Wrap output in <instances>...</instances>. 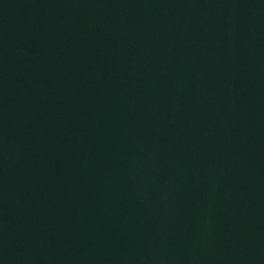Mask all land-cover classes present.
I'll use <instances>...</instances> for the list:
<instances>
[{
  "label": "water",
  "instance_id": "water-1",
  "mask_svg": "<svg viewBox=\"0 0 264 264\" xmlns=\"http://www.w3.org/2000/svg\"><path fill=\"white\" fill-rule=\"evenodd\" d=\"M0 264H264V0H0Z\"/></svg>",
  "mask_w": 264,
  "mask_h": 264
}]
</instances>
